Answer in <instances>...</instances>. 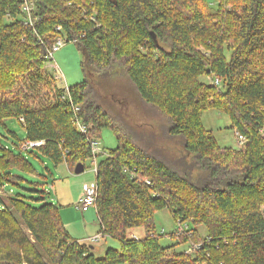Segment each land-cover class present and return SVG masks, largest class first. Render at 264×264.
<instances>
[{
	"label": "trees",
	"instance_id": "1",
	"mask_svg": "<svg viewBox=\"0 0 264 264\" xmlns=\"http://www.w3.org/2000/svg\"><path fill=\"white\" fill-rule=\"evenodd\" d=\"M21 2L0 0V125L17 119L27 140H43L33 148L69 171L85 168L88 138L113 131L117 146L94 171L95 243L107 237L119 248L96 254L67 231L59 204L26 201L17 171L31 173L32 164L0 146V264H264V0H32V26ZM59 35L83 55L84 79L67 93L46 67ZM114 70L165 118L189 163L153 153L105 107L100 90ZM211 108L244 136L239 148L220 146L201 124ZM163 208L192 221L185 232L197 248L159 244L153 216ZM137 228L143 236L134 238Z\"/></svg>",
	"mask_w": 264,
	"mask_h": 264
},
{
	"label": "rangeland",
	"instance_id": "2",
	"mask_svg": "<svg viewBox=\"0 0 264 264\" xmlns=\"http://www.w3.org/2000/svg\"><path fill=\"white\" fill-rule=\"evenodd\" d=\"M206 1L213 7L217 5V0ZM46 59L49 60L48 64H46L47 70L54 77L53 82L57 87L64 89L67 87L68 91V86L84 79L80 66L83 55L74 42L65 41L64 45L54 52L53 59ZM117 71H111V74L103 82V88L101 87L102 90L100 92L105 97L102 103L106 102L105 107L108 108L113 116H117V120L120 121L121 118L122 120H126L131 126L133 125L134 131L138 132V134L140 133V137H138L140 142L142 145L148 147L150 151L155 154H163L173 162L174 166H178L180 164L178 162L179 159L183 157H186L185 160L189 163V155L185 156L186 152L182 148L180 139L178 137H174V139L168 138L165 134V118L157 109L141 102L125 75L119 70ZM95 77L99 78L97 75ZM201 122L205 129L211 131L220 146L239 148L241 145L236 136L237 134L230 128L228 116L220 110L214 108L205 110L201 115ZM98 139L104 153L108 149L117 146L115 135L109 128L101 129ZM26 141L28 140L26 139L24 128L17 119H6L5 126L0 125V146H4L16 154H23L27 159L29 158L28 160L32 164L33 171L31 173L17 171V173L27 179V183H23L21 188L16 187V190L32 205L38 206L43 202H52L58 205L59 200L60 202H67L71 195V186L75 188L82 182L89 185L94 183V166L91 159L85 161L83 172L75 174L69 171L64 161L55 165L50 158L41 154L36 148H28L29 150L21 149V142ZM98 156L100 157L101 155ZM36 183H39L41 186L36 185ZM42 189L45 191L44 194L36 192V190ZM41 196L44 198L41 199ZM71 206L76 215L81 219V212L76 210L73 205ZM91 210L94 211V207ZM153 220L156 232L160 235L158 236L160 245L174 246V250L181 251L191 247V244H197L192 238L191 231L176 232L173 236L171 232L177 228L178 223L174 220L168 208L155 212ZM191 222L184 221L179 223L181 225L186 224L184 227L190 228ZM162 230L165 233H161ZM201 231L200 234L204 235L203 229ZM132 232V235L143 236L141 228H137ZM179 235L185 236L188 239L187 243H179L181 239ZM94 245L95 249L100 248V253L95 251L98 255L103 254L105 248H119V243L116 240L107 237L103 238L99 244L95 243ZM119 264L127 263L120 262Z\"/></svg>",
	"mask_w": 264,
	"mask_h": 264
},
{
	"label": "built area",
	"instance_id": "3",
	"mask_svg": "<svg viewBox=\"0 0 264 264\" xmlns=\"http://www.w3.org/2000/svg\"><path fill=\"white\" fill-rule=\"evenodd\" d=\"M21 10L24 13L25 16V20L26 23H28L29 25L32 26V9L34 8V4L32 2V0H22L21 2ZM57 30H60L61 27L58 25L56 26ZM66 41L65 36L59 35V37H57L55 39V41L52 43L51 47L49 49H47V53L45 55L46 58L49 59H53V54L54 52H56L57 50H59L62 45H64ZM60 75V74H59ZM62 76V75H60ZM63 77V76H62ZM65 92L67 93V87H65ZM74 110H75V114L78 111V107L77 106H73ZM20 120H22V118H20ZM73 122L75 124V128L79 131L82 132L84 134L87 133V127L81 122V120L75 116L73 119ZM238 140L240 142L243 141L244 136H242L239 133H236ZM43 144V140H35L31 141L28 140L26 142H21L20 144V148L21 149H28V148H33V147H37L39 145ZM88 145L90 148V159L91 162L94 166V171H96L95 169H97V157L98 155H105L104 151L102 150V148L100 147V142L99 139L96 138H88ZM125 171H127L128 173H130V176L134 177V170L133 171H129L128 169H125ZM95 183V182H94ZM92 184L89 185L87 183H84L82 185V193L81 196L79 197L78 201L76 202V207L80 210V211H87L89 208L96 206V198H97V186L96 184ZM178 225H177V233L179 232H184L186 231L188 228L184 227L185 225H181L178 221H177ZM187 228V229H186ZM186 229V230H185ZM132 237H136L135 235H131ZM100 239V234H95L91 237H89L88 239H86L89 243H95ZM198 247V243L197 244H191V247H189L188 249H186L187 252H191L192 250H194L195 248Z\"/></svg>",
	"mask_w": 264,
	"mask_h": 264
},
{
	"label": "crops",
	"instance_id": "4",
	"mask_svg": "<svg viewBox=\"0 0 264 264\" xmlns=\"http://www.w3.org/2000/svg\"><path fill=\"white\" fill-rule=\"evenodd\" d=\"M94 182H95V180H94ZM84 183L85 182L78 184L77 187H75V188H73V186H71L72 191H71V195L68 198L67 202H63V201L60 202V200H59L58 203L60 205V214L62 217V221H63V224H64L65 228L67 229V231L78 241L89 243L86 239L95 235L98 231L96 211L95 210L92 211L90 208L87 211L81 212L82 218L80 219L76 215V212L73 210V207L71 206V205H73L76 210H79L76 207V202L78 201L79 197L81 196L82 185ZM79 212H80V210H79ZM101 240L97 244H99L101 242ZM90 244H92L94 251H98V253H100L99 252L100 248L95 249V245H94L95 243H90ZM99 246H101V245H99ZM102 250H104V249H102Z\"/></svg>",
	"mask_w": 264,
	"mask_h": 264
},
{
	"label": "water",
	"instance_id": "5",
	"mask_svg": "<svg viewBox=\"0 0 264 264\" xmlns=\"http://www.w3.org/2000/svg\"><path fill=\"white\" fill-rule=\"evenodd\" d=\"M84 170V165L79 163L74 167V170H72L75 174H79L81 172H83Z\"/></svg>",
	"mask_w": 264,
	"mask_h": 264
},
{
	"label": "bare ground",
	"instance_id": "6",
	"mask_svg": "<svg viewBox=\"0 0 264 264\" xmlns=\"http://www.w3.org/2000/svg\"><path fill=\"white\" fill-rule=\"evenodd\" d=\"M132 235V234H131Z\"/></svg>",
	"mask_w": 264,
	"mask_h": 264
}]
</instances>
